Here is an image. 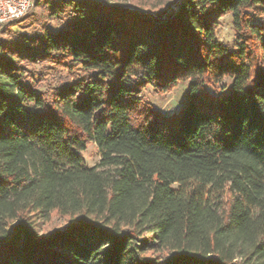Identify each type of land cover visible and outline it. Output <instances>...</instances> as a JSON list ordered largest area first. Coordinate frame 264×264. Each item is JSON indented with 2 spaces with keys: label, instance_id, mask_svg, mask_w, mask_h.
<instances>
[{
  "label": "trees",
  "instance_id": "trees-1",
  "mask_svg": "<svg viewBox=\"0 0 264 264\" xmlns=\"http://www.w3.org/2000/svg\"><path fill=\"white\" fill-rule=\"evenodd\" d=\"M0 31V264H264V0H33ZM181 82L168 114L143 93Z\"/></svg>",
  "mask_w": 264,
  "mask_h": 264
},
{
  "label": "rangeland",
  "instance_id": "rangeland-1",
  "mask_svg": "<svg viewBox=\"0 0 264 264\" xmlns=\"http://www.w3.org/2000/svg\"><path fill=\"white\" fill-rule=\"evenodd\" d=\"M33 2V0H31ZM120 1H124V0H120ZM128 1V0H127ZM32 4V3H31ZM33 11H38L40 10V7H32ZM176 8L175 5L170 6L167 11H169L168 13H170L171 11H174ZM146 12H148L150 14V16L152 17H156L157 14H155L153 11H149L146 10ZM219 27L216 30V37L217 39H219L221 42L227 44V45H231L233 40H234V33H233V27H232V18L230 14H226L223 15L222 17H220L219 19ZM28 20L27 21H23L18 23L15 26H12L11 30V35L14 38H17L18 35L20 34H31L33 31L38 30V25H31L28 26L27 25ZM47 25L55 30L57 28H59L61 26V22L57 21V20H52L49 21L47 23ZM6 33H4L3 31H0V40H2L3 38L6 37ZM226 85H227V89L228 86L230 85V80L229 79H225ZM46 85L43 84V86L41 87V90H45L46 89ZM186 88V82H181L178 83L169 93H157L153 90V88L151 86H147L144 90L143 93L146 96L148 102L156 109H159L160 111L168 114L171 113L175 110H177L181 103H182V98H183V94ZM210 90L211 88L208 87ZM85 163L88 166H92L94 164H96L99 160V156L97 153V149L96 146L94 145V143H89L86 147L85 150H83L81 152ZM66 221L62 218H54L50 221V223H48L47 225H45L44 227L48 228H62L65 225Z\"/></svg>",
  "mask_w": 264,
  "mask_h": 264
},
{
  "label": "built area",
  "instance_id": "built-area-1",
  "mask_svg": "<svg viewBox=\"0 0 264 264\" xmlns=\"http://www.w3.org/2000/svg\"><path fill=\"white\" fill-rule=\"evenodd\" d=\"M31 3V0H0V26L23 17Z\"/></svg>",
  "mask_w": 264,
  "mask_h": 264
}]
</instances>
